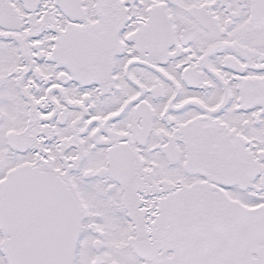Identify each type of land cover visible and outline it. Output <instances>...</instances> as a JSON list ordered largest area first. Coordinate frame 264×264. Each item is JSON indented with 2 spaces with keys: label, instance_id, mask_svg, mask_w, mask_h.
Returning <instances> with one entry per match:
<instances>
[{
  "label": "snow or ice",
  "instance_id": "snow-or-ice-1",
  "mask_svg": "<svg viewBox=\"0 0 264 264\" xmlns=\"http://www.w3.org/2000/svg\"><path fill=\"white\" fill-rule=\"evenodd\" d=\"M0 264H264V0H0Z\"/></svg>",
  "mask_w": 264,
  "mask_h": 264
}]
</instances>
